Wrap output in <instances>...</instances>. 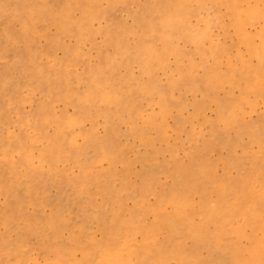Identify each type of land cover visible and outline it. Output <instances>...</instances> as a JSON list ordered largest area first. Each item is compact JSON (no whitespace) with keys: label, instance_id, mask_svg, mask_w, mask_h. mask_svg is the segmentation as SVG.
Returning <instances> with one entry per match:
<instances>
[{"label":"rangeland","instance_id":"rangeland-1","mask_svg":"<svg viewBox=\"0 0 264 264\" xmlns=\"http://www.w3.org/2000/svg\"><path fill=\"white\" fill-rule=\"evenodd\" d=\"M177 1L0 0V264H70L73 248L83 260L104 242V226L112 234L118 223L116 241L132 225L156 227L172 251L184 244L201 264L231 263L232 243L248 242L230 227L220 241L198 242L163 221L177 219L175 192L216 203L217 181L232 195L257 171L254 187L264 191V84L242 100L250 75H227L233 62L242 65L240 54L260 63L245 36L262 45L264 18L242 36L230 0H180L190 23L211 20L213 39L196 44L176 27L166 39L162 21ZM218 43L226 48L217 59L223 79L211 86L207 66ZM258 69L264 77V64ZM106 92L121 102L103 99ZM240 100V118L226 123L222 113ZM59 199L71 203L63 215L54 209ZM35 218V236L21 240L18 224ZM84 219L89 229L79 232Z\"/></svg>","mask_w":264,"mask_h":264},{"label":"bare ground","instance_id":"bare-ground-1","mask_svg":"<svg viewBox=\"0 0 264 264\" xmlns=\"http://www.w3.org/2000/svg\"><path fill=\"white\" fill-rule=\"evenodd\" d=\"M192 1V0H190ZM199 3L203 1L198 0ZM248 0H230L227 1L230 6V11L235 18V25L239 34L242 36L244 28L249 23H255L260 18H264V2L263 5H256L248 3L244 5L243 2ZM264 1V0H263ZM253 2V0H252ZM203 4V3H202ZM180 5V6H178ZM188 4L183 1H177L176 8L165 16L164 20V37L168 39V29L172 27L179 28L181 34L188 40L194 41L196 44H202L207 39H213L212 24L208 17H201L203 24L190 23V11L189 8H185ZM190 9H192L190 7ZM199 16L200 13H199ZM248 43L247 51L250 55H256L260 58L259 64H253L246 58H242V65L238 66V62L232 63V72L228 73V79H233V70L240 69L250 75V81L243 88L242 100H252V93L259 87H263L264 77L260 76L258 67L262 63L264 64V43L262 45H255L253 43V37L249 35L245 36ZM225 47L218 43V48L214 47L210 53L213 55V61L209 62L207 66V83L211 86L219 84L223 79L221 74L222 70L219 65L220 51H225ZM243 53V52H239ZM246 53V52H245ZM204 57H207L202 52ZM246 55V54H245ZM158 57L155 53L150 57ZM257 57V58H258ZM208 60V58H205ZM254 59V58H253ZM151 60L148 59L145 62V69L147 72L153 73L151 66ZM219 61V62H218ZM229 63V62H228ZM231 63V62H230ZM193 74V71L190 70ZM173 83V81H171ZM151 91V89L149 88ZM256 96V95H254ZM102 98L108 101H112L115 104L121 102V98L113 96L106 92L102 95ZM240 100L238 107L230 111L228 114L222 113V118L227 123L228 121H235L240 118V109L243 110V103ZM253 103V102H252ZM256 102H254L255 104ZM221 107L223 103H219ZM76 121V117L71 120V123ZM262 153L263 147H262ZM259 161L256 162L258 164ZM258 177V171L250 173L245 182H242L237 190L232 191V195L225 192L221 181H217L215 190L218 192L217 201L213 203L210 200L203 199L200 203H196L190 199V196L181 192H175L170 196L169 200L172 203V213L176 216V220H165L163 223L169 227L171 234L181 232L186 229L188 235L200 242L208 235H213L217 241H220L223 234L226 232V227H230L237 237H247L248 242L244 245L236 240L232 243L231 248L233 251L232 262L225 258H220L219 261L214 264H264V206L261 205V200L264 199V191L257 193L255 181ZM11 191H15L12 189ZM18 197V196H17ZM263 197V198H262ZM70 199V198H69ZM69 199L67 201L63 199L57 200L54 205V209L57 212L64 214L67 204H71ZM76 205V204H75ZM200 209V220L196 221L195 213L198 208ZM262 207V208H261ZM96 219L102 220V215L97 214ZM64 218V217H61ZM37 218L24 221L18 224V231L21 240H26L35 236L31 226L34 222H38ZM89 219L81 220L79 228L84 232L89 229ZM70 226L75 230L76 224H73L71 220L68 222ZM133 227V228H132ZM252 231L248 233V228ZM261 227L263 230L260 235L255 234L254 229ZM129 228V227H128ZM156 227H147L146 225L137 228V225H132L129 230H124L122 233V240L116 241L115 235L120 231V224L114 226L112 234H110V227L104 226V232L107 234L104 242L95 247L93 253H84L83 260H78L75 255L76 248H73L70 253L72 255V261L70 264H94L93 258L97 257L104 264H170L172 259H178L177 264H201L199 257L190 253L187 246L181 244L178 251H172L157 235ZM115 232V234H113ZM140 235V238L138 236ZM215 241L216 243H218ZM219 244V243H218ZM150 251H153L151 255H148ZM172 264V263H171Z\"/></svg>","mask_w":264,"mask_h":264}]
</instances>
